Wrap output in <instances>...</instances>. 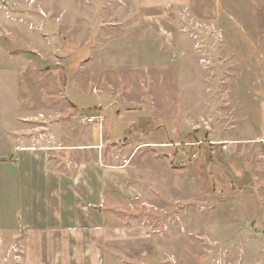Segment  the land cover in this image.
I'll list each match as a JSON object with an SVG mask.
<instances>
[{
  "label": "rangeland",
  "instance_id": "obj_1",
  "mask_svg": "<svg viewBox=\"0 0 264 264\" xmlns=\"http://www.w3.org/2000/svg\"><path fill=\"white\" fill-rule=\"evenodd\" d=\"M177 9L160 12L178 24L173 47L140 0H0L8 224L27 219L20 193L33 189L14 136L44 127L57 169L103 159L140 188L106 218L126 229L98 243L109 264H264V0ZM1 232L0 264H22Z\"/></svg>",
  "mask_w": 264,
  "mask_h": 264
},
{
  "label": "crops",
  "instance_id": "obj_2",
  "mask_svg": "<svg viewBox=\"0 0 264 264\" xmlns=\"http://www.w3.org/2000/svg\"><path fill=\"white\" fill-rule=\"evenodd\" d=\"M191 1L140 0V7L148 27L156 29L174 47L181 35L178 24L160 12L168 7L179 9ZM42 131L44 127H39L27 134L23 129L20 132L25 134L14 136L16 160L24 173L28 171L23 183L33 184V189L20 193L19 206L27 219L20 218L18 225L12 227L0 215L2 238L9 233L14 240L10 242L12 247L20 251L22 264H109L106 251L98 243L108 245V238L102 239L103 235H119L126 229L112 223L106 225V218L114 213L113 207L140 197V188L132 181L127 167L105 164L103 159L79 161L75 167L60 160L57 164L64 166L57 169L50 163V149L40 146V138L45 135ZM7 161L16 163L15 159ZM108 255L120 261L119 256Z\"/></svg>",
  "mask_w": 264,
  "mask_h": 264
},
{
  "label": "built area",
  "instance_id": "obj_3",
  "mask_svg": "<svg viewBox=\"0 0 264 264\" xmlns=\"http://www.w3.org/2000/svg\"><path fill=\"white\" fill-rule=\"evenodd\" d=\"M97 118H101V116L100 117H97V116H94V117H86V122H94Z\"/></svg>",
  "mask_w": 264,
  "mask_h": 264
},
{
  "label": "trees",
  "instance_id": "obj_4",
  "mask_svg": "<svg viewBox=\"0 0 264 264\" xmlns=\"http://www.w3.org/2000/svg\"><path fill=\"white\" fill-rule=\"evenodd\" d=\"M95 109H96V111L101 112V111H100V110H101L100 107H95ZM114 130H115V129H114Z\"/></svg>",
  "mask_w": 264,
  "mask_h": 264
}]
</instances>
